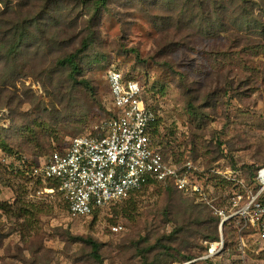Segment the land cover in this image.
Returning <instances> with one entry per match:
<instances>
[{"label":"rangeland","instance_id":"374dc122","mask_svg":"<svg viewBox=\"0 0 264 264\" xmlns=\"http://www.w3.org/2000/svg\"><path fill=\"white\" fill-rule=\"evenodd\" d=\"M72 12L77 15V5L73 4ZM98 32L99 45L91 57L82 59L83 77L94 90L78 87L69 92L75 97L69 104L74 107L65 115L51 114L56 101L47 95L43 83L29 68L23 70L27 76L19 79L15 87L6 88L17 91L22 99H26V93L32 94L37 102L15 108L0 97V142L14 151L9 154L0 149V201L11 205L7 212L0 211V264H98L89 256L90 247L82 241L91 238L104 245L101 250L104 264H143L145 251L138 250L135 242L146 239L153 244L156 233L168 237L176 229L174 222H166L164 226L165 221H159L158 226L164 228L151 233L152 221L165 216L173 207V215L181 222L179 200L171 193L167 195L169 191L165 187H151L141 193L133 220L123 213L126 203L113 205L95 218L72 220L67 202L54 183L34 186L22 171H13L22 160L27 165L42 163L56 149L64 148L71 138L94 133L108 119L112 105L106 76L110 69L121 71L144 87L150 109L163 119L167 133L173 134L166 136L163 146L175 139L184 141L183 133H187L197 153L207 152L206 157L200 156V163L215 160L217 150L225 147L235 167L242 165L253 171L264 164V50L258 55L248 51L242 54L233 40L198 37L190 46L160 55L156 48L159 36L156 28L134 9L131 0H112ZM249 39L264 43L261 36L247 35L242 40ZM242 40H238L239 45ZM103 51L107 61L100 63L96 60ZM165 61H170L177 72L170 71ZM215 77L219 79L218 85ZM182 86L193 89L191 97L184 95ZM180 149L185 151L184 147ZM3 155L9 161L4 162ZM227 187L235 189L223 183L219 193H224ZM115 224L123 227L120 233L112 231ZM226 231L230 234V228ZM215 234L212 223H201L188 234H181L182 239L173 246L187 249V242L188 250L199 257L207 240ZM147 245L141 242V247ZM222 259L214 261L264 264V240L252 239L246 258L234 255Z\"/></svg>","mask_w":264,"mask_h":264},{"label":"trees","instance_id":"16d2710c","mask_svg":"<svg viewBox=\"0 0 264 264\" xmlns=\"http://www.w3.org/2000/svg\"><path fill=\"white\" fill-rule=\"evenodd\" d=\"M111 2L112 0H0V97L15 108H20L25 103L34 105L37 102L32 94L26 93V99H22L17 91L12 92L6 88L15 87L19 79L26 77L27 75H23V70L26 68L32 70V75L40 79L47 95L55 99L56 103L52 105L51 111L53 116L61 113L65 115L70 108L74 107L69 105L73 99L75 100L69 92L78 87L92 92L94 89L91 82L83 77L85 65L82 59L91 57L94 48L96 49L99 45L96 41L99 36L98 30L102 17L110 10ZM131 2L134 9L139 10L146 21L156 28L159 34L156 48L160 55L174 53L180 47L190 46L192 40L198 37L204 39L225 37L229 41L233 40L238 43L237 47L242 54H247L248 51L258 55L259 51L264 50V43H253L252 39L242 40L247 35L261 36L264 39V0H131ZM73 4L79 9L77 15L72 12ZM238 40H242L240 45ZM132 51L139 54L136 49ZM96 61L100 63L107 61L105 51L99 52V59ZM139 61L147 63L146 60L139 59ZM164 65L173 73L177 72L170 61H165ZM215 79L218 85L219 79L217 80L216 77ZM181 88L186 97L192 96L193 89L186 90L183 86ZM145 94L147 101V93ZM58 108H61L62 112ZM43 109L46 112L47 108ZM152 110L157 117L153 124L152 136L166 162L176 156L175 150L180 147L185 148V153L180 160L188 159L198 164L200 156H207V152L197 153L187 133H183L187 137L184 141L179 142L175 139V142L163 146V140L170 134L167 133L166 128H163V119L154 109ZM112 117L114 113L110 111L108 119ZM0 149L9 154L14 152L5 142H0ZM62 150L63 148L56 149L54 152H62ZM172 150H174L173 154ZM216 155L215 160H204L200 163L205 172L213 168L224 169L225 165L232 169L237 168L233 160L229 158V151L225 147L218 149ZM242 171L246 184L251 186L257 168L250 171V168L242 167ZM217 183L215 186L219 188L221 184ZM153 187H165L169 191L167 195L171 193L176 196L182 207H180L181 222L173 215V207H170L168 213L161 217L160 212L156 211L160 219L152 221L153 232L151 233L160 232L166 222L172 224L174 222L176 229L168 237L156 233L153 244H151L152 241L148 243L146 239L135 242L138 250L145 251L146 257L143 264H191L194 261V264H217L215 259L238 255L237 230L228 224L224 228V250L215 259L200 260L207 254L209 244L220 240V219L214 215L208 205L197 204L193 199L186 197L172 181L156 183ZM147 189L149 188L143 191ZM142 192L133 194L123 202L126 203L123 213L130 220H133L132 216L137 211L138 198ZM17 203L18 200L15 205ZM9 208L11 205L0 201V211L7 212ZM103 211L94 212L91 218H95ZM205 212L208 214L203 215ZM159 221H165L162 224L164 226H158ZM180 223L181 226L178 227ZM201 223H212L216 234L207 240L204 251L199 257L188 250L187 242V249H178L173 246L175 241L182 239L181 234H188L192 228ZM227 228H230L232 236L226 231ZM82 241L90 247L89 256L92 260L98 264H104L101 251L104 245L92 238L82 239ZM141 242L148 245L141 247ZM149 255H151L150 258Z\"/></svg>","mask_w":264,"mask_h":264},{"label":"built area","instance_id":"2783aa9c","mask_svg":"<svg viewBox=\"0 0 264 264\" xmlns=\"http://www.w3.org/2000/svg\"><path fill=\"white\" fill-rule=\"evenodd\" d=\"M106 80L114 117L103 120L94 133L70 139L62 152L52 153L42 163L27 165L22 160L13 171H22L34 186L54 183L72 220L90 218L156 183L172 181L186 197L208 205L220 219V240L209 244L200 260L216 258L224 250L228 224L237 230L238 256L246 258L250 241L264 240V165L257 167L248 186L242 165L205 172L200 163L180 160L182 149L166 162L152 136L157 117L146 101L144 87L117 69H110ZM3 161L9 159L3 155ZM226 182L235 186L234 191L227 187L219 193L215 183ZM122 230L119 225L112 228L114 233Z\"/></svg>","mask_w":264,"mask_h":264}]
</instances>
